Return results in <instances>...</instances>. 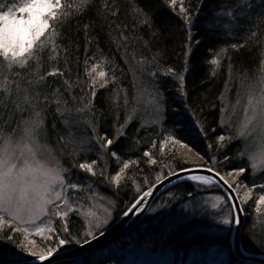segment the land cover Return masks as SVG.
<instances>
[{"label": "snow or ice", "instance_id": "1", "mask_svg": "<svg viewBox=\"0 0 264 264\" xmlns=\"http://www.w3.org/2000/svg\"><path fill=\"white\" fill-rule=\"evenodd\" d=\"M94 7L95 0H22L21 3L9 0V3L0 8V213H3L0 215V232L11 228L13 224H35L41 217L49 215L57 216L67 224L70 213H77L83 207L73 199L72 193L84 188L91 189V184L81 181L78 173L73 170L78 169L87 174L85 180L98 176L109 184L121 186L129 167L138 161L125 160L115 146L126 136L125 129L136 117L140 106L148 105L155 123H162L166 118L160 87L140 80L138 84H134L136 103L127 111L123 122H120L119 112H115L118 124L115 134L112 138H109L107 132L100 134L96 117L97 92L100 88L116 83L115 70H105L107 58L100 63L97 62L98 57L92 56L91 63L89 59L84 62L85 80L80 81L79 73L76 74V80H73L69 75L71 69L60 67L61 45L57 42L63 35L58 28H63L73 17L87 15ZM126 7L134 26L151 28L153 37L162 34V29L155 23L161 8H167L179 17L182 27L187 30L189 41L192 39L193 27L198 28L201 33L227 38L237 29L243 30L245 25H250L245 33L244 44L229 43L213 52V58L209 60L213 65V76L221 68L224 57L231 59V51L248 47L250 42L264 44V0H260L259 12L255 0H199L198 5H193L191 0H128ZM103 9L113 15L119 11V7L109 0H104ZM119 37H122V44L129 40L123 32L119 33ZM200 44V40L195 41V45ZM195 45H185L183 68L179 72L173 67H167L163 72V75L171 76L177 81L178 91L185 97L188 95L185 87L186 74L195 71L192 63L196 53ZM63 51V63L68 64L69 49L65 46ZM162 55L163 50H158L152 56L151 63H158ZM261 55L264 56V51ZM137 64H141V72L148 71L149 77L157 76V71L147 69L141 61H137ZM245 94L247 103L244 107V119L237 126L235 138L250 143L238 155L248 158L253 171H264V60L261 61L258 77L248 83ZM121 99L122 104L119 103ZM113 104L116 109L127 108L128 93L125 92L121 97V90L117 88ZM239 104L238 98L237 105ZM187 109L185 104L184 110ZM183 119L182 110L175 114L174 123L181 124ZM196 126L204 133L202 123L198 122ZM218 140L221 147H227L225 141L231 143L233 136H219ZM170 144L173 147L182 144L192 151L189 144L178 139L174 131L169 132L168 138L163 141L165 148ZM253 144L256 145L255 148L252 147ZM152 146L156 147L155 144ZM93 152L96 155L90 156L89 153ZM144 155L149 158L150 163H157L152 159V152H145ZM110 158H115L122 165L115 175L106 174V167H101L98 163L101 159L106 163ZM209 171L214 170L210 168ZM248 171L249 168L245 167L230 175L239 179V176ZM215 175L235 194L234 198L243 203H247L256 191L255 187L249 188L243 181L235 185L228 183L219 171ZM192 179L205 184L213 182L212 177L208 176ZM241 185L247 189L243 196L240 193ZM256 187L264 189V184ZM58 201H63V205ZM74 204L76 207H73ZM212 207L215 208L216 205L213 204ZM232 207L237 208L238 205L233 204ZM261 207H264V195L258 197V213L261 212ZM86 215L92 218L90 224L95 223L97 228L107 223L106 218L100 219L91 206ZM229 222L227 218L223 220L225 224ZM235 222L240 223L239 218H235ZM21 231L27 233V229L16 227L17 233ZM45 231L55 234L56 229L38 228L37 235H42ZM65 231H68L67 227ZM88 235L91 236L92 233L88 232ZM69 242L67 239H60L58 244L63 246ZM31 243L35 244L37 241L32 240ZM41 243L45 246V254L31 252L24 244L20 248L29 251L34 259L53 264L54 254L58 255L61 249L56 245L48 247L44 241ZM75 243H80L79 239ZM0 264H21V261L10 258L7 251L0 250Z\"/></svg>", "mask_w": 264, "mask_h": 264}, {"label": "trees", "instance_id": "2", "mask_svg": "<svg viewBox=\"0 0 264 264\" xmlns=\"http://www.w3.org/2000/svg\"><path fill=\"white\" fill-rule=\"evenodd\" d=\"M109 2L119 7L116 15L112 12H105L104 0H95V7L90 13L73 17L63 28H58V31L63 33L57 41L61 45L60 67L71 69L69 75L73 80H76V74L79 73L81 82L85 80L84 62L89 59L91 63L90 57L92 56L98 57L97 62L100 63L107 58L108 65L105 70H115L116 83L107 88H100L97 92L96 117L99 121L101 135L107 132L109 138H112L115 134L116 127H118L115 112H119L120 122H123L127 111L136 103L134 84H138L140 80L146 84L155 83L160 87L165 102L166 118L160 127L144 128L139 121L133 120L125 129L126 136L122 137L115 147L120 150L125 160L130 159L138 163L129 167L126 179L121 186L116 187L109 184L98 176L88 177L85 180L87 174L79 172L78 169H74V172L78 173L81 181L99 185L114 199L116 204L114 221H116L141 193L157 181L176 171L194 167L192 160L186 154H193L202 161L203 166L219 171L224 177H229L231 173H238L241 168L247 167L249 171L241 176V180L249 188L255 187L256 191L252 193L253 199L242 205L245 226L242 231L241 244L248 253L264 254V227H262L264 207H261L260 213L256 210L258 197L264 195V189L256 186L264 184V172L258 175L252 174L247 159L238 155L243 151V144L235 138L236 133L233 127L224 126L222 123L225 109L223 99L227 98L230 103L240 85L245 84L247 80H256L260 72L261 61L264 60V56L261 55L264 51V44L250 42L248 47L241 48L239 51H231L229 53L231 59L224 57L221 68L213 76V65L209 63V60L213 58V52L229 43L244 44L245 33L250 25H245L243 30L237 29L232 36L227 38L201 33L198 28L193 27L192 39L189 41L187 30L182 27L179 17L169 9L161 8L155 23L162 29V34L153 37L151 28L134 26L126 7L128 0H109ZM191 2L193 5L199 4V0H191ZM255 2L257 12H259L261 10L260 0H255ZM7 3L9 0H0V8ZM89 25L91 27H88ZM121 32L129 37V40L123 44L120 42L122 37L118 38ZM133 36L135 38H132ZM196 40H200L201 44L195 45ZM188 43L195 45L196 53L192 60L195 71L186 74L185 87L188 95L185 97L178 91L177 81L171 76L163 75V72L167 67H173L177 72L183 68V51ZM65 46L69 49L68 64L63 63ZM158 50H163L162 57L158 63H151L152 56ZM137 61H141L147 69L157 71V76L149 77L146 70L141 72L139 70L141 64H137ZM245 77L248 79L245 80ZM117 88L121 90V97L125 92L128 93L127 108H115L113 95ZM119 103L122 104V99ZM185 104L188 106L187 110H184ZM182 110L183 123H174L175 114ZM198 122L203 124L204 133L197 128ZM172 131L178 139L188 143L192 151L184 148L182 144L175 145V147L170 144L165 148L163 141ZM219 136H233V141L231 143L225 141L227 147H221ZM153 144L156 145L155 148ZM145 152H152V159L157 163H150L149 158L144 155ZM89 155L95 156L96 153H89ZM98 163L101 167H106V174L110 175H115L122 166L115 158L108 159L106 163L101 159ZM99 171L100 167L97 168V173ZM172 194H178L182 196V199L171 206L173 199L168 196H173ZM214 194H222L215 185L204 187L191 182L180 184L162 195L143 220L128 233L77 260L85 264H125L129 253L136 249H147L154 253L172 251L174 259L171 264H254L238 260L232 254L229 237L216 242L209 235L202 233V230L212 223L210 215L198 211L192 213L188 210L181 213L182 205L195 196ZM161 204L163 206H159ZM162 207L169 208L165 211L158 210ZM154 209L155 212L152 211ZM65 227L68 231H65ZM93 237L86 232L82 220L72 215L67 220V224L57 226L55 234L46 242L48 247L56 245L63 251L77 247ZM60 239H67L70 242L60 246L58 244ZM77 239L80 243H75ZM23 242L22 235L20 232L17 233L14 227L5 228L3 232H0V250L13 252L15 255H10V258L21 262L31 259L27 252L24 253L20 248ZM215 246H222L223 250L217 251L216 249L211 252L210 249ZM70 263L73 261L64 264Z\"/></svg>", "mask_w": 264, "mask_h": 264}, {"label": "rangeland", "instance_id": "3", "mask_svg": "<svg viewBox=\"0 0 264 264\" xmlns=\"http://www.w3.org/2000/svg\"><path fill=\"white\" fill-rule=\"evenodd\" d=\"M15 2L21 3L22 0H15ZM251 82L253 81L247 80L245 84L240 85L239 86L240 88L235 93V97L230 103L227 98L223 99L224 108L227 109V111H225L224 109L223 125L233 127L235 133L240 121L244 119V107L247 103V95L245 94V92L248 83ZM238 98L240 99L239 105H237ZM133 120L139 121L140 125L144 128L152 127V126H157V127L161 126V123L153 122L154 121L153 114L151 112V109L146 104L140 106V110L137 112L136 117ZM238 140H240L241 143L243 144V151H244L246 145H248L250 141H245L244 139H238ZM252 147L255 148L256 145L253 144ZM186 155L192 160V165L194 167L202 165V161L197 157H195L193 154L189 153ZM244 158L247 159L251 168V162L248 160L247 157ZM251 171L253 175H258L259 173L264 172L261 171L260 169H257L256 171H253L251 169ZM225 178L230 184L233 185L237 184L239 181H242L241 176H239V179H237V177L234 176H229ZM189 182L204 187H209L211 185H214L212 183L205 184L204 182L195 179H192ZM86 184H91V189L84 188L83 190L72 193L73 199L78 201L79 204L83 205V207L77 213H70L69 218H71L72 215H76V217L80 218L84 223L86 232L87 233L91 232L92 233L91 236L93 237L95 234L100 233L101 231H103L113 223L116 216V208H115L116 204L114 199L110 195L106 194V191L101 189L99 185L96 186L92 183H86ZM240 193L241 196L247 193V189L244 188L242 185L240 187ZM172 195L173 196L171 195L168 196L173 199V203L171 202V206L172 204L174 205L176 201L182 199V196L178 194L177 195L172 194ZM217 197H222L223 199H217ZM252 199H253V195L250 200ZM57 203L63 205V201H58ZM240 203L241 205L246 204L243 203L241 200ZM213 204L216 205L215 208L212 207ZM90 206L98 214L100 219L106 218L107 223H105L102 227L97 228L95 226V223L90 224L89 221L92 218L86 215L87 209ZM159 206H163V204ZM73 207H76V205L74 204ZM169 207H162L158 210L165 211ZM105 209H107V211H105ZM54 210L55 209H53V211ZM187 210L192 213L198 211L204 214H208L212 217L211 225L209 224L207 228L202 230V233L207 236L209 235L212 238V240L219 242L228 237L230 238L231 232L234 227V218H233V213L229 207V204L222 194L195 196L194 198L190 199V201L182 205V209L180 211L181 213H185ZM152 211L155 212V209ZM0 215H3V213H0ZM225 218H227L230 222L227 224L223 223V220ZM7 219L10 220V218ZM63 224H65V221L62 220L61 218L54 215H49V216L41 217L39 220H37L35 224H30V223L22 224V225L13 224L12 227L14 228L20 227L21 229H27V233H25L24 231L20 232L25 247L28 248L31 252L45 254L46 251L44 249V244L41 243V241L46 242L47 240H50L52 238L53 233L45 231L42 235H37V229L47 228V227H52L56 229L57 226L61 227ZM32 240L37 241V243L32 244L31 243ZM221 247L222 246L220 247L215 246L212 247L210 250L211 252L215 251L216 249L217 251L219 250L222 251L223 249H221ZM7 252L9 253V256L15 255L11 251H7ZM23 252L24 253L27 252L28 256L31 258L30 260L32 261L36 260L33 258V256L29 254V251H23ZM173 259H174V254L172 251L169 250L165 252L159 251L157 253H154L147 249H136L128 254V258L125 264H171ZM70 264H85V263L80 260L77 261L74 260L73 263Z\"/></svg>", "mask_w": 264, "mask_h": 264}, {"label": "water", "instance_id": "4", "mask_svg": "<svg viewBox=\"0 0 264 264\" xmlns=\"http://www.w3.org/2000/svg\"><path fill=\"white\" fill-rule=\"evenodd\" d=\"M209 169L210 167L203 165L189 167L171 173L170 175L160 179L138 196V198L134 200V202H132V204L125 210V212L101 233L77 247L60 251L58 255L54 254L55 258L53 259V264L65 263L83 258L92 252L103 248L112 241L121 238L143 220L155 202L162 195L166 194L180 184L189 182L192 180V177L199 176L212 177V184L219 188L233 213L234 227L230 235V249L232 254L238 260L252 262L254 264H264V254H251L246 252L242 247L241 237L245 226V214L240 200L234 198L235 194L227 187L220 177L215 175L216 171L214 169V171H209ZM221 176L223 175L221 174ZM224 180L227 179L224 177ZM229 197L233 198L229 199ZM233 204L238 205V207L233 208ZM125 213H127V215H125ZM235 218H239L240 223L237 224L235 222ZM21 264H47V261L42 262L36 259L33 261H23Z\"/></svg>", "mask_w": 264, "mask_h": 264}]
</instances>
